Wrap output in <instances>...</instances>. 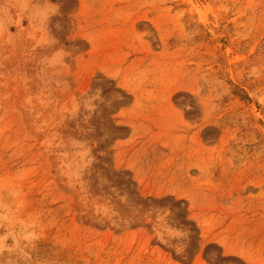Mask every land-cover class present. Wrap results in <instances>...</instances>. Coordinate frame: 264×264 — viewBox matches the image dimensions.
Here are the masks:
<instances>
[{"label": "rangeland", "instance_id": "rangeland-1", "mask_svg": "<svg viewBox=\"0 0 264 264\" xmlns=\"http://www.w3.org/2000/svg\"><path fill=\"white\" fill-rule=\"evenodd\" d=\"M0 264H264V0H0Z\"/></svg>", "mask_w": 264, "mask_h": 264}]
</instances>
